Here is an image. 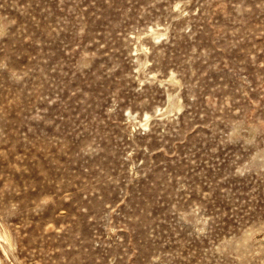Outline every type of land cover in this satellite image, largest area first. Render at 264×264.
I'll use <instances>...</instances> for the list:
<instances>
[{
  "label": "rangeland",
  "instance_id": "374dc122",
  "mask_svg": "<svg viewBox=\"0 0 264 264\" xmlns=\"http://www.w3.org/2000/svg\"><path fill=\"white\" fill-rule=\"evenodd\" d=\"M0 264H264V0H0Z\"/></svg>",
  "mask_w": 264,
  "mask_h": 264
}]
</instances>
